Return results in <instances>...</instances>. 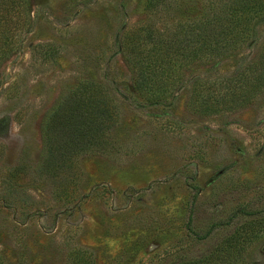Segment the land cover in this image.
Listing matches in <instances>:
<instances>
[{
	"label": "rangeland",
	"instance_id": "1",
	"mask_svg": "<svg viewBox=\"0 0 264 264\" xmlns=\"http://www.w3.org/2000/svg\"><path fill=\"white\" fill-rule=\"evenodd\" d=\"M29 15L0 60V264H264V18L148 103L120 49L139 0ZM83 82L115 108L106 143L43 168V122Z\"/></svg>",
	"mask_w": 264,
	"mask_h": 264
},
{
	"label": "trees",
	"instance_id": "2",
	"mask_svg": "<svg viewBox=\"0 0 264 264\" xmlns=\"http://www.w3.org/2000/svg\"><path fill=\"white\" fill-rule=\"evenodd\" d=\"M139 1L145 18L123 32L120 49L134 73L135 91L148 103L173 97L182 70L229 57L264 18V0ZM29 17V0H0V60L20 43ZM193 76L187 78L198 82ZM91 86L95 94L89 96ZM207 97L216 98L210 93ZM114 120L115 108L108 96L93 84H79L43 122L41 167L57 169L81 153L101 148Z\"/></svg>",
	"mask_w": 264,
	"mask_h": 264
}]
</instances>
